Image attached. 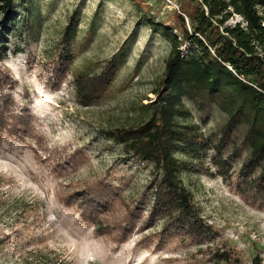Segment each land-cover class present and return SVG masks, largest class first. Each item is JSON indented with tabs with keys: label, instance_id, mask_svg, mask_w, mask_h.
Masks as SVG:
<instances>
[{
	"label": "rangeland",
	"instance_id": "374dc122",
	"mask_svg": "<svg viewBox=\"0 0 264 264\" xmlns=\"http://www.w3.org/2000/svg\"><path fill=\"white\" fill-rule=\"evenodd\" d=\"M17 8L24 17L1 39L0 74L10 80L9 114L21 117L24 126L16 135L15 120L0 126L5 127L0 130V264H213L211 252L223 248L245 264L255 257L264 264V208L220 177L211 150L199 159H180L196 169L178 172L213 233L211 240L196 244L168 233L160 242L165 225L157 217L147 224L146 197L144 215L126 225L128 198L143 197L152 168L126 154L106 132L148 118L142 106L154 98L169 46L137 20L144 13L173 21L175 1L22 0ZM240 21L233 16L228 24ZM66 28L74 32L72 61L64 77L55 79L50 60ZM111 59L118 62L111 85L83 105L75 75L95 76ZM183 106L188 116L177 123L195 125L217 142L224 115L213 107L199 111L189 101ZM240 149L229 169L233 176L247 157V149ZM96 182L119 192L109 206L91 211L81 201L84 193L73 194Z\"/></svg>",
	"mask_w": 264,
	"mask_h": 264
},
{
	"label": "trees",
	"instance_id": "16d2710c",
	"mask_svg": "<svg viewBox=\"0 0 264 264\" xmlns=\"http://www.w3.org/2000/svg\"><path fill=\"white\" fill-rule=\"evenodd\" d=\"M17 1L22 0H0V45L5 34L16 29L15 22L24 17ZM174 1L177 9L171 11L175 14L173 21L158 20L144 13L137 20L138 25H145L169 46L163 74L151 92L154 98L142 106L148 118L135 127L106 134L126 154L152 168L143 197H127L132 207L127 210L126 225L144 215L142 201L146 197L147 224L157 217L165 225L158 235L160 242L171 233L197 244L211 240L213 233L199 216L178 176L181 168L187 171L196 168L180 159H199L211 150L209 159L219 169L220 177L264 208V0ZM27 15L28 10L25 23ZM233 16L241 21L230 25L228 21ZM73 36L74 32L66 28L51 57L50 71L55 79L64 77V69L72 61ZM4 50L5 46H0V59ZM117 66V60L111 59L95 76L83 72L75 75L74 88L83 105L94 103L111 85ZM0 79H4L0 82V126L8 125V119L15 120L16 135L24 124L17 120L21 117L9 114L11 103L5 90L9 89L10 80L1 74ZM184 101L193 103L199 111L213 107L224 115L225 123L217 142L199 134L195 125L177 123L178 118L188 116ZM228 146L232 147L229 153L225 150ZM241 147L247 149V157L233 176L229 169L239 157ZM78 152L84 155L79 148L76 152L79 158ZM118 192V187L96 182L88 191L73 195L84 193L82 199H76H81L91 211H98L109 206V200ZM212 252L213 264H245L229 249ZM249 264L262 261L255 257Z\"/></svg>",
	"mask_w": 264,
	"mask_h": 264
}]
</instances>
